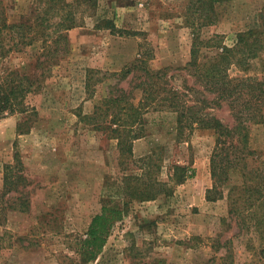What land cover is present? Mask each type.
<instances>
[{
	"label": "rangeland",
	"instance_id": "rangeland-1",
	"mask_svg": "<svg viewBox=\"0 0 264 264\" xmlns=\"http://www.w3.org/2000/svg\"><path fill=\"white\" fill-rule=\"evenodd\" d=\"M41 1L0 0V8L9 23H32ZM67 1L75 6L78 24L67 31L69 52L51 71L35 66L40 42L17 51H6L8 44L0 49V82L18 72L32 83L22 99L28 112L0 117V264H75L76 238L91 217L103 204L123 199L128 201L126 214L89 264H207L225 252L234 264L256 262L257 250L249 246H258L259 239L251 241V232L239 231L232 218L225 220L227 190L242 183L240 172L236 169L229 182L217 185L206 198L214 184L211 129L195 128L181 139L174 111L150 109L144 115V136L133 142V154H151V177L167 184L154 199L140 200L125 198L123 186L130 182L122 181L123 175L140 170L119 165L115 141L80 117L90 113L104 93L99 84L93 96H87L86 70L119 71L139 54L148 56L151 70L168 67L174 87L202 90L183 69L193 42L202 41L198 62L209 63L220 48L206 41L231 46L247 28L260 31L264 41V0L217 1V21L211 25H200L204 12L195 10V0ZM106 20L115 30L104 26ZM263 73L264 59L253 60L245 71L229 67L231 76ZM210 110L232 124L226 105ZM249 147L258 159L248 167L261 165L264 116L250 128ZM174 165L190 167L192 176L182 182L169 179ZM217 241L223 246L216 252Z\"/></svg>",
	"mask_w": 264,
	"mask_h": 264
},
{
	"label": "trees",
	"instance_id": "trees-1",
	"mask_svg": "<svg viewBox=\"0 0 264 264\" xmlns=\"http://www.w3.org/2000/svg\"><path fill=\"white\" fill-rule=\"evenodd\" d=\"M217 1L222 0H195V10L200 14L204 12L200 25H211L217 21L214 9ZM40 7L32 23H9L0 8V49L4 50L5 44H8L6 51H17L40 42L35 66L49 72L60 57L69 52L67 31L77 26L78 21L72 1L42 0ZM104 22L106 28L115 30L110 21ZM210 42L204 43L219 47L220 51L209 63L198 62L202 41H197L193 42L190 60L183 67L186 74L194 79L193 85L198 81L202 90L191 86L180 89L174 87L171 83L174 75L168 72V67L151 70L146 64L148 56L145 58L142 54L119 71L87 69V96L91 98L95 86L99 84L104 85V93L93 104L92 111L81 115L80 119L115 141L119 165L130 171L140 170L141 173L122 176V181H136L132 183L135 185L126 183L123 186L125 198L128 196L140 200L154 199L165 190L167 184L151 177V154L134 157L133 142L144 136L145 132L144 115L150 109H171L176 113L177 136L181 139H186L195 128L211 129L215 135L210 154V173L214 184L206 190V198H211L210 194L217 190V185L229 182L230 174L235 173L236 169L240 172L242 183L230 185L227 190L229 206L225 220L232 218L239 231L251 232V241L256 237L259 239L258 246H249L257 250L259 258L248 264H264V156L261 165L248 167L258 159L255 150L249 147V131L253 125L263 121L264 73L260 76L229 74L231 65L245 71L253 60L264 59V41L260 31L247 28L236 35L231 46ZM29 82L27 75L18 72L0 82V117L18 110L28 112L22 99L26 91L32 88ZM123 83L126 85L123 86ZM190 91L192 95L189 97ZM206 94L211 97H206ZM222 105H226L229 110L233 120L231 125L225 124L210 110ZM171 168L169 179L176 182L192 176L190 167L174 165ZM123 200L113 205L103 204L100 211L91 217L86 231L76 238L75 264H89L97 258L112 227L126 214L128 201ZM227 241L232 243L231 238ZM217 243L216 252L223 246V243ZM225 253L219 257V261L214 255L208 263L234 264L230 253Z\"/></svg>",
	"mask_w": 264,
	"mask_h": 264
}]
</instances>
